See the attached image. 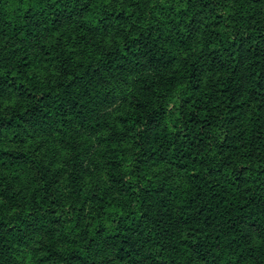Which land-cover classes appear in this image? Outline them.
<instances>
[{
	"label": "trees",
	"instance_id": "obj_1",
	"mask_svg": "<svg viewBox=\"0 0 264 264\" xmlns=\"http://www.w3.org/2000/svg\"><path fill=\"white\" fill-rule=\"evenodd\" d=\"M0 264H264V0H0Z\"/></svg>",
	"mask_w": 264,
	"mask_h": 264
}]
</instances>
